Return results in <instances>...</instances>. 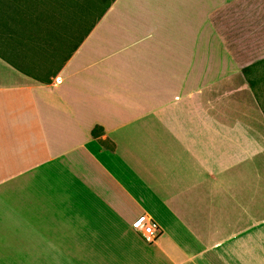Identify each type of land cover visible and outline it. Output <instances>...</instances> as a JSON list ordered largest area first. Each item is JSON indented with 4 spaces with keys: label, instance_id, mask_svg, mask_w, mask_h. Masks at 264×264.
I'll return each mask as SVG.
<instances>
[{
    "label": "crops",
    "instance_id": "obj_1",
    "mask_svg": "<svg viewBox=\"0 0 264 264\" xmlns=\"http://www.w3.org/2000/svg\"><path fill=\"white\" fill-rule=\"evenodd\" d=\"M232 1L0 0V264H264V134L208 99Z\"/></svg>",
    "mask_w": 264,
    "mask_h": 264
},
{
    "label": "rangeland",
    "instance_id": "obj_2",
    "mask_svg": "<svg viewBox=\"0 0 264 264\" xmlns=\"http://www.w3.org/2000/svg\"><path fill=\"white\" fill-rule=\"evenodd\" d=\"M240 73L222 79L208 92L222 115L238 117L264 134V111L250 91L242 69L264 58V0H235L213 18ZM264 75V68L257 75ZM264 104V82L258 84Z\"/></svg>",
    "mask_w": 264,
    "mask_h": 264
},
{
    "label": "trees",
    "instance_id": "obj_3",
    "mask_svg": "<svg viewBox=\"0 0 264 264\" xmlns=\"http://www.w3.org/2000/svg\"><path fill=\"white\" fill-rule=\"evenodd\" d=\"M264 68V58L261 60H257L250 64L249 66H246L242 69V74L246 80V83L248 84L251 93L255 97V99L258 101L259 105L261 106V109L264 111V104L261 102V95L259 94L258 90V84L260 82H264V75L261 74L257 75V70ZM103 129L96 127L92 131V135L95 138H99L102 136Z\"/></svg>",
    "mask_w": 264,
    "mask_h": 264
},
{
    "label": "built area",
    "instance_id": "obj_4",
    "mask_svg": "<svg viewBox=\"0 0 264 264\" xmlns=\"http://www.w3.org/2000/svg\"><path fill=\"white\" fill-rule=\"evenodd\" d=\"M140 236L149 244H155L161 238L162 228L148 215L142 216L136 223Z\"/></svg>",
    "mask_w": 264,
    "mask_h": 264
}]
</instances>
